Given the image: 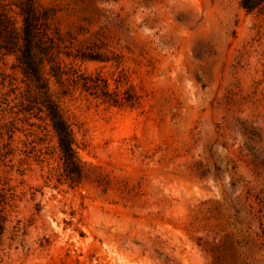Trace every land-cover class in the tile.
I'll return each instance as SVG.
<instances>
[{"label": "rangeland", "instance_id": "374dc122", "mask_svg": "<svg viewBox=\"0 0 264 264\" xmlns=\"http://www.w3.org/2000/svg\"><path fill=\"white\" fill-rule=\"evenodd\" d=\"M28 6L40 82L23 65ZM0 14V264H264V3L0 0Z\"/></svg>", "mask_w": 264, "mask_h": 264}, {"label": "trees", "instance_id": "16d2710c", "mask_svg": "<svg viewBox=\"0 0 264 264\" xmlns=\"http://www.w3.org/2000/svg\"><path fill=\"white\" fill-rule=\"evenodd\" d=\"M264 3V0H241V7L247 12H252ZM27 15L24 19V59L23 65L25 73L36 79L37 81H42L41 69L35 60L34 54V29L35 21L37 19L35 10L32 6H28ZM9 23V20L1 18L0 14V29L5 34L6 25ZM45 110L51 126L57 136L58 148L60 152V157L63 162V165L71 174L80 175V169L77 162L76 153L74 150V137L71 128L67 122L62 117V114L58 106L52 101L48 100Z\"/></svg>", "mask_w": 264, "mask_h": 264}]
</instances>
